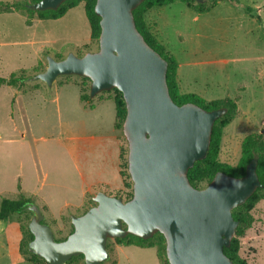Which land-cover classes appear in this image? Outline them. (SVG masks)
I'll use <instances>...</instances> for the list:
<instances>
[{
  "label": "rangeland",
  "instance_id": "rangeland-1",
  "mask_svg": "<svg viewBox=\"0 0 264 264\" xmlns=\"http://www.w3.org/2000/svg\"><path fill=\"white\" fill-rule=\"evenodd\" d=\"M210 5L211 0L207 3ZM192 6L191 9L177 1L151 12L155 25L148 18L150 12L146 20L157 40L178 60L181 93L197 94L207 101L226 98L237 101V114L224 130L219 156L220 162L236 166L244 138L254 133L264 138V0H222L203 13L196 11V3ZM27 20L26 12L0 14L3 57L0 77L9 79L16 73L29 82L28 78L46 70L49 56L59 60L69 53L84 55L87 48L93 52L98 50V43L90 39L83 5L58 20H39L36 15L30 25ZM64 84L69 85L62 87ZM90 84L77 76H65L58 78L53 87L46 85L50 104L44 115L29 122L12 114L9 90L4 88L0 93V207L4 199L23 198L17 193L18 176H24L25 183L30 180L28 174L33 172L31 181L35 185L45 184L43 194L52 197L51 213L57 215L64 210V214H69L56 221L52 229L55 238L61 241L73 232L71 217L75 215L72 207L65 208V204H78L81 200L80 172L106 164L108 177L116 167L114 162L112 166L110 157L111 149L113 156L117 149L114 139L117 132L113 127L115 105L111 100L99 102L103 97H113L114 93L91 98ZM81 92L89 95V101L85 102L98 106L96 111L83 107L79 101ZM118 135L122 153L120 170L126 173L128 143L122 130ZM34 137L45 140L33 141ZM101 137L109 144L105 154L97 147ZM10 138L16 143H6ZM27 149H33L38 164L32 166L28 161V155H24ZM45 173L48 174L46 182ZM123 180L131 183L127 175ZM51 182L56 186H51ZM124 188L121 195L125 200L131 189L125 184ZM96 190L100 191L93 189ZM95 196L87 195L80 213L95 205ZM252 215L254 222L241 238L239 255L249 264H264V199ZM32 217L27 211L15 214L12 221H0V227H5L2 232L0 228V264H37L29 261L30 255L26 252L30 239L27 227ZM44 222L53 226L49 218ZM108 251L110 257L103 264H161L156 249L119 247L110 240ZM66 264H85V261L77 258Z\"/></svg>",
  "mask_w": 264,
  "mask_h": 264
},
{
  "label": "water",
  "instance_id": "water-1",
  "mask_svg": "<svg viewBox=\"0 0 264 264\" xmlns=\"http://www.w3.org/2000/svg\"><path fill=\"white\" fill-rule=\"evenodd\" d=\"M68 0H40L26 7L56 11ZM146 0H97L101 33L97 51L49 56L47 68L30 82L53 87L56 80L77 76L90 80V97L117 89L123 94L126 117L122 132L128 143V172L133 196L97 192L95 205L72 216L73 232L58 241L33 203L28 251L47 264H66L83 256L85 264L109 259L108 241L133 235L147 240L161 233L169 264H234L225 254L239 223L233 210L244 205L262 185L254 155L242 177L218 172L204 188L190 183L188 173L206 158L213 128L227 108L212 111L171 98L167 61L144 39L134 11ZM203 4L208 0H194Z\"/></svg>",
  "mask_w": 264,
  "mask_h": 264
},
{
  "label": "trees",
  "instance_id": "trees-1",
  "mask_svg": "<svg viewBox=\"0 0 264 264\" xmlns=\"http://www.w3.org/2000/svg\"><path fill=\"white\" fill-rule=\"evenodd\" d=\"M39 1L40 0H16L12 2L0 1V14L26 12L28 14V20L26 23L30 25L35 15L38 17L39 20H58L60 18H63L68 11L76 8L79 5H83L91 30L90 39L91 41H96L99 46L101 27H100V18L95 13V5L97 0H68L56 11L37 12L30 10L26 7L27 4L36 3ZM177 1L184 2L191 9L193 7L192 3H196L194 0H146L134 11L136 26L139 32L143 35L146 42L167 61L168 87L171 98L177 105L181 106L186 103H193L208 111H212L220 108L228 109L226 115H224L222 118L217 120L214 125L212 139H211V146L206 158L202 161L196 162L194 167L190 169L188 173V177L192 186L198 189H202L206 187L213 180V178L218 172H223L232 177H237V178L242 177L245 175L246 168L249 165V163L252 161L254 155L255 154L258 155L259 160H258L257 173L262 186L259 189H257V191L248 199V201L244 205L233 210V217L239 223V225L236 229V233L231 242V245L229 247L224 248L225 254L233 261L234 264H249L246 260L241 258L239 252L241 249V238H244L246 236L247 232L249 231V229H251L254 222L252 212L257 206V204L264 199V138L261 134H256V133L246 136L242 142L241 157L236 166H231L220 162L219 156L221 152L224 130L228 125H230V123L234 120L237 114V109H238L237 101L231 98L207 101L197 94L181 93L178 82V68H179L178 60L165 50V47L157 40L155 35L152 33L148 25V22L146 20V15L152 8L164 7ZM209 1L210 0L206 1L203 4L196 3L195 6L196 11L200 13L206 12L211 8H215L218 2L222 0H211V5L207 6V3ZM87 52H93V51L87 48L85 53ZM83 79L90 81L87 78H83ZM25 80L26 79L23 76L18 75L16 73H12L9 79L0 77V86L2 85L18 86L19 84L25 83L26 82ZM110 92L114 93L113 100L116 105L117 121L115 126L117 130H122L123 123L127 113L123 94L117 89L104 93H110ZM81 100L82 102L89 101V95H82ZM121 159H122V153H121ZM121 164L122 163H120V167ZM125 167L127 169V172L123 173L120 170L121 171L120 174L122 178H124V176L127 175L128 178L131 180V177L128 172L127 159L125 162ZM124 184L127 188L131 189L130 193H128L127 195V198H125V201H128L133 196V183L131 180V183L125 182ZM204 184L206 185L204 186ZM28 203L29 201L26 200L24 197L18 200L4 199L0 207V221H5V220L12 221L13 216L15 214L21 215L22 213L27 212L26 205ZM28 212L30 214L32 213L30 211ZM29 220L31 221V218ZM27 229L30 235V239L26 244V248H27L26 252L27 254L30 255V257L28 258L29 261L37 264H47L43 259L39 258L34 254L29 253L28 245L29 242L33 239V235L29 230V224ZM109 241H108V248H109ZM114 241L116 245L119 247H138L143 249H156L160 263L169 264L166 256V241L161 233H157L152 238L147 240L141 239L133 235H128L125 238L114 239ZM77 258L84 259L83 256H79L73 258L72 260Z\"/></svg>",
  "mask_w": 264,
  "mask_h": 264
},
{
  "label": "crops",
  "instance_id": "crops-1",
  "mask_svg": "<svg viewBox=\"0 0 264 264\" xmlns=\"http://www.w3.org/2000/svg\"><path fill=\"white\" fill-rule=\"evenodd\" d=\"M0 1L12 2V1H16V0H12V1L0 0ZM155 8H163V7H155ZM155 8H152L149 11L150 13L148 14L149 20H152L154 25H155V22H154L155 16H153V14L151 12ZM6 14H10V13H6ZM2 65H3V57L0 53V71H1ZM179 68H180V65H179ZM2 78H4V77H2ZM68 85L69 84H64V85H62V87L63 86L68 87ZM179 87H180V83H179ZM4 88H6L5 90H9V92H10V100L9 101L11 103L10 106L13 108V109H11V112H12V114H16L17 118H19L20 120L26 119L29 122V120H31V121L35 120L36 117L39 118L41 115H44L45 109H47V107L50 104V100L47 98L48 93H46V91H45L47 86L43 82L40 83V82H30L29 81V82H25L23 84H19L18 86L2 85V86H0V93L2 92V90ZM180 90H181V88H180ZM81 96H82V92L79 96V101L82 103V105L85 109H91L94 111L97 110L98 106L96 107L95 105L94 106L91 105V103L82 102ZM110 100L114 102L113 97H106V98L103 97L99 100V102L102 103V102H106V101H110ZM114 105H115V102H114ZM115 112H116V105H115ZM116 115H117V113H116ZM116 121L117 120L115 118L113 127L115 129V132H117V136H114V139L116 140L115 142H117V145H116L117 149H116L114 156L112 155L113 154L112 149L110 152V157L112 160V166H113V162H114V165L116 163V167L114 166L115 168L112 169V172L109 173L108 177L105 174V172H107L106 164H103L104 166H101V167L96 166L95 168L90 169L88 172H85V173L80 172V177H81L80 196H81V200L78 204H72L71 202H66V204H65V208L67 207L69 209L70 207H72V211L76 212V213L72 212V214L75 216H80V215L85 213V211H84V213H80V211H81V209H83L85 207V203L87 201V195L91 194V193L93 196L96 195L97 190L93 191V189H95V188L100 189V191L105 192L109 196H114L116 194L115 197H118L119 194H121L125 189L124 188V180L120 174L121 145H120V142L118 140L119 139L118 138L119 130H117L116 126H115ZM22 138H24V135H22ZM39 139H43V141L45 140L43 137H40V138L34 137L33 141H38ZM104 140H105V137H101L99 139V142L97 143V147L99 148V151L102 154H105L106 151H108V149H109L108 142L104 141ZM6 143H8V144L16 143V140L14 138H10V139L6 140ZM26 154L28 155V161H30L32 166H34L35 164H38L35 160V155H34L33 149H29V150L27 149L26 152L24 153V155H26ZM100 158H101V156H100ZM36 170H37V172H39V167L37 165H36ZM32 175H33V172H31L30 175L28 174L27 177L30 178V180H27L25 183H24V176H21V177L18 176V179L20 180V184H19L20 187L18 188L17 193H18V195H19V193H21L23 197L25 196V199H27L29 201V203H33V204L37 205L42 210L44 217L49 218V220L51 221V224L53 225L51 227H52V229H54V223L56 221H59L60 219H62L63 217H65L69 214H64L63 213L64 210L61 212V214H57V215L51 213L52 212V207H51L52 197L47 195V194H43L45 184L35 185L33 183V181H31L34 178V176H32ZM36 175H37V173H36ZM30 176H32V177H30ZM47 179H48V174L45 173L44 174L45 182L47 181ZM50 185L56 186V184L54 182H51ZM60 209H62V208H60ZM77 212H78V214H77ZM0 228H2L1 229V232H2L5 227L2 225V227H0Z\"/></svg>",
  "mask_w": 264,
  "mask_h": 264
}]
</instances>
